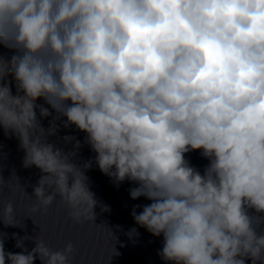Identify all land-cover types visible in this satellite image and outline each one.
Returning <instances> with one entry per match:
<instances>
[{"label":"clouds","instance_id":"obj_1","mask_svg":"<svg viewBox=\"0 0 264 264\" xmlns=\"http://www.w3.org/2000/svg\"><path fill=\"white\" fill-rule=\"evenodd\" d=\"M57 121L83 142H50ZM0 129L42 173L23 187L32 214L59 198L72 222L97 224L110 209L89 188L94 164L149 201L132 217L162 237L165 264H264V0H0ZM83 145L94 157L79 164ZM0 222L20 225L11 201ZM25 239L19 252L0 239V264H71L76 251Z\"/></svg>","mask_w":264,"mask_h":264}]
</instances>
